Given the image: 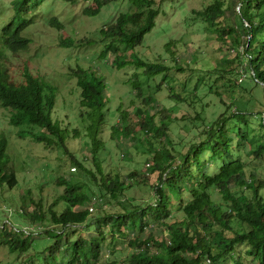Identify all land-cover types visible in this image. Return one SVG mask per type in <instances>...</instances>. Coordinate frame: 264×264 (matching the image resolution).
Returning <instances> with one entry per match:
<instances>
[{
  "label": "trees",
  "instance_id": "1",
  "mask_svg": "<svg viewBox=\"0 0 264 264\" xmlns=\"http://www.w3.org/2000/svg\"><path fill=\"white\" fill-rule=\"evenodd\" d=\"M42 1L11 2L13 20L0 28V46L12 54L27 49L29 39L22 33L31 21L23 14ZM78 1L61 0L67 4ZM82 1L94 6L86 13L88 17L97 16L110 3L115 8L118 4L116 0ZM128 4L134 5L135 11L129 18L118 13L106 26L104 37L110 40L106 47L113 56L114 69L130 70L135 77L125 84L130 86L125 95L141 99L143 107L129 112L120 102L115 109L118 118L108 127L109 87L94 64L86 69L76 66L73 71L79 89L74 126L63 125L56 118V87L28 73L23 85L14 86L7 81L6 69L0 62V108L7 112L9 126L37 128V133L23 130L17 135H28L49 155L60 151L64 156L56 157L60 166L68 161L75 172L57 177L55 185L61 188L58 202L44 207L41 199L36 203L29 199L28 208L20 206L19 213L14 212L20 223L32 231L12 223L0 224V245L16 255L15 264H99L106 239L111 243L115 239L126 242L131 253L125 257V264H264V179L257 177L255 170L246 171L245 163L232 151L236 140L247 145L252 159L264 157V0H210L195 13L210 37L222 44L226 39L230 41L234 55L221 61L219 68L207 71L208 82L185 95L169 86V74L177 76L189 71L194 75L198 70L189 68V62L183 59L180 41L171 39L163 45L160 62L145 61L133 52L155 27L160 14L158 5L153 0H128ZM226 8L232 12L231 17L226 16ZM48 26L62 29L56 16L48 19ZM62 43L64 48L74 47L70 39ZM196 57L190 54V60ZM137 74L146 80L159 77L160 82H167V99L186 104L195 113L194 118L184 115L181 120L190 122L193 130V122H201L203 127L184 153L171 141V124L176 119L166 108L153 113L152 95L143 91ZM243 74L248 78L247 100L238 93ZM202 92L205 97H228L227 103L219 100L218 106L224 109L212 121L201 117L208 107L199 95ZM252 122L257 123L256 130ZM4 132L0 131L1 195L18 185ZM75 140L84 141L87 156L70 151ZM124 141L127 144L122 147ZM142 141L146 158L141 170L139 165L126 173L103 168L105 160L99 153L109 144L119 152V159L130 162L127 150L132 143ZM138 184L151 188V201L137 202L126 197L125 192ZM214 194L218 202L212 199ZM96 205L101 209L91 218ZM45 225L50 229L39 235L50 244L37 251L34 229ZM87 230H93L96 236ZM156 231L160 234L154 235Z\"/></svg>",
  "mask_w": 264,
  "mask_h": 264
},
{
  "label": "rangeland",
  "instance_id": "2",
  "mask_svg": "<svg viewBox=\"0 0 264 264\" xmlns=\"http://www.w3.org/2000/svg\"><path fill=\"white\" fill-rule=\"evenodd\" d=\"M12 1L0 0V28L13 20L14 13L10 8ZM116 1V4L118 3L116 8L115 4L110 3L102 8L95 17L86 16V13L94 9L92 2H83L82 0L78 1L77 4H67L61 0H43L38 7L23 14L26 20L31 21V24L22 33L24 37L29 39L27 49L12 54L0 46V62L6 69L7 81L14 86L23 85L25 74L28 73L56 87L57 94L54 106L56 118L58 121H62L63 125L70 123L75 126L78 114L79 89L76 87L73 71L76 70V66L86 69L89 65L94 64L98 72L104 76L109 87L110 99L106 110V127L118 118L115 109L120 102L123 108L130 110L129 112L143 107L141 99L136 100L135 96L130 93L125 95V89L129 92L130 87L125 84L134 80L135 77L130 70L116 71L114 69L111 64L113 56L106 47L110 41L104 37L106 26L111 25L118 13L126 14L129 18L136 9L134 5L128 4V0ZM153 1L160 10L155 21V27L145 35L141 45L137 46L133 52L145 61L160 62L159 57L163 56V45L171 39L180 41L178 47L180 54L182 53L184 57L183 59L189 62V68L194 66L198 70V74L194 75H191L189 71L177 76L172 75V73L169 74L171 78L169 86L174 92L185 95L193 91L194 87H201L200 84L207 83L209 79L207 71L213 70L215 66L219 68V63L226 58H233L234 52L228 39L225 40L226 43L222 44L210 37L203 25L199 24L201 19L195 16V13L201 11L209 4L210 0ZM229 2L231 3V0ZM234 7L237 9L236 5ZM225 14L227 17L232 16V12L228 8L225 9ZM52 16H56L62 24L61 30L48 26V19ZM66 39H70L74 47L64 48L62 42ZM79 41L82 42L79 43ZM191 53H195L197 56L194 60H190ZM103 63L105 66H102ZM137 77L142 83L143 91L152 95L153 113L166 108L171 111L172 118L176 119V122L171 124V128H173L171 141L178 145V151L184 153L189 145L195 141L199 129L203 127L200 125L201 122H193L195 124V130H193L190 122L181 120L184 115L194 118L195 113L186 104L167 99V92L164 88L165 86L168 87L167 82H160L159 77L149 80L140 74H137ZM247 80V75L243 74L238 81L242 86L238 90L239 97L244 100L249 99ZM203 92L199 95L204 103H208V107L201 112V117L205 121H212L224 109L222 106H218L219 100L223 99L227 103L228 97H205ZM197 109L199 110V108ZM148 123L150 122L148 121ZM251 124L256 130L257 123L252 122ZM1 130L5 131L7 137V153L10 161L14 164L18 185L12 191L4 190L3 195L0 194V224L9 225L12 223L17 227H22L25 231H32L28 225L24 226L20 223L18 215L14 212L19 213L20 206L28 208L31 205L29 199H32L34 203L41 199L44 207L54 201L58 202L61 188L55 185L57 177L75 172L67 160L66 164L60 166L56 159L57 156L64 158L60 151L49 155L46 150L42 149V146L36 144L28 135L22 138L17 135L23 130H32L37 133L38 129L9 126L8 114L2 108H0ZM71 143L69 146L71 152H76L81 157L88 155L83 140H75ZM124 144L126 145L127 142L124 141L122 147ZM143 146L144 141L132 143L130 149L127 150L130 162H124L119 159V152L109 144L104 152L99 153L100 159L105 160L103 168L105 170L117 168L126 173V171L139 165L138 170H141L145 165L146 158ZM232 151L236 158L245 163L246 171L255 170L257 177L264 179V157L258 161L252 159L248 154L247 145L236 140L232 143ZM48 155L50 162L45 160ZM154 179L155 177L152 180ZM28 191L29 194H27ZM125 195L137 202L147 203L152 200L153 192L151 188L138 184L133 185L125 192ZM212 199L216 202L219 201L216 194L212 195ZM99 209H101L99 206H94L90 217H95ZM177 217H180V214ZM43 227L40 230L34 229L36 232L33 230L34 236H36L33 242L38 246L37 251L50 244V241L45 239L42 234L39 235L43 230L50 229L48 225ZM87 233L96 236L93 230H87ZM159 234V231L154 233V235ZM130 253L131 250L126 246L125 241L115 239L111 243L106 239L102 243L99 264H125V257ZM15 258V254L8 253L5 246L0 245V264H15Z\"/></svg>",
  "mask_w": 264,
  "mask_h": 264
},
{
  "label": "built area",
  "instance_id": "3",
  "mask_svg": "<svg viewBox=\"0 0 264 264\" xmlns=\"http://www.w3.org/2000/svg\"><path fill=\"white\" fill-rule=\"evenodd\" d=\"M89 211H92V209H91V208H89Z\"/></svg>",
  "mask_w": 264,
  "mask_h": 264
}]
</instances>
